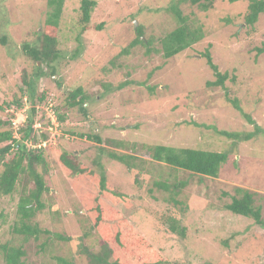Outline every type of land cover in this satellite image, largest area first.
Listing matches in <instances>:
<instances>
[{
  "label": "rangeland",
  "instance_id": "obj_1",
  "mask_svg": "<svg viewBox=\"0 0 264 264\" xmlns=\"http://www.w3.org/2000/svg\"><path fill=\"white\" fill-rule=\"evenodd\" d=\"M79 4L64 0L56 31L57 75L35 78V62L22 45L39 43L47 0H0V131L10 130L27 151L41 148L45 170H36L47 187L42 209L30 220L40 232L27 239L13 233L14 223L20 225L21 186L0 194V243L22 247L26 264H58V258L89 264L84 249L96 252L104 240L115 248L110 264H264V225L225 208L238 196L236 188L248 190L264 222V52L257 53L264 47V13L248 25L246 0H214L206 11L188 0H96L89 28L80 32ZM172 4L192 26L202 25L203 37L167 59L160 39L177 26ZM137 28L149 46L137 44L123 53ZM206 48L218 70L233 77L224 82L229 97L254 124L226 101L221 87L206 86L215 80L202 55ZM24 74L32 84L35 115L33 132L23 140L29 108ZM78 86L86 96V115L66 106L65 89ZM19 98L21 107L13 102ZM54 111L64 115L63 122ZM256 127L258 134L245 139ZM220 130L239 137L227 138ZM93 134L100 144L87 138ZM156 144L225 151L228 157L216 177L200 176L153 160L148 148ZM108 152L131 156L133 170ZM63 153L80 172L60 162ZM101 169L106 191L96 200ZM155 181L184 185L174 193ZM32 188L29 182L24 191ZM169 217L185 228L184 236L167 228Z\"/></svg>",
  "mask_w": 264,
  "mask_h": 264
},
{
  "label": "trees",
  "instance_id": "obj_2",
  "mask_svg": "<svg viewBox=\"0 0 264 264\" xmlns=\"http://www.w3.org/2000/svg\"><path fill=\"white\" fill-rule=\"evenodd\" d=\"M181 1V0H180ZM186 1V0H183ZM234 1V0H230ZM247 1V11L244 15V22L248 25H253L258 16L261 13H264V0H246ZM79 27L80 32L85 31L89 28V19L90 14L93 8L96 5V0H79ZM192 5H197L201 10L206 11L210 9L213 5L214 0H188ZM64 0H47V6L49 10L44 22V27L41 32V37L39 38V43L37 45H30L24 43L22 45V50L24 53L29 56L35 62L36 72L34 73L35 78H39L44 75L55 76L57 75L56 71V61L61 58V53L58 48V40L56 37V31L59 25L62 8ZM170 13L176 18L177 26L166 33L160 39V50L164 58H170L182 50L190 47L192 44L198 42L203 37L202 25L198 24L192 26L187 16L182 15V12L178 8L177 4H172L169 7ZM100 27V26H98ZM5 38H2L0 41L3 43ZM137 44H143L147 47L149 46V41L142 38V32L137 28V36L132 40L126 48L122 50L123 53H127L128 48L134 47ZM151 48H146V54H150ZM264 47L257 48V53H263ZM205 58L207 66L213 72L215 76L214 81H207L206 86H219L224 90L225 99L229 102L236 110L240 111L247 120L254 124V121L245 113L242 112L238 100L236 98H230L227 88L224 85V82L227 79L232 80L233 77L228 76L227 72H220L217 66L212 62V58L208 48L202 53ZM73 58V56H71ZM127 84V82L125 83ZM23 90L28 92L27 102L29 108L26 113V127L22 129L21 139L28 138L33 132V117L35 115V102L33 101V93H30L32 84L27 80L26 75L23 77ZM66 106L68 108L76 107L83 114L86 115V96L83 93L81 86L76 88H66ZM42 96L38 97V100H42ZM21 99L14 100L18 106L21 107ZM57 110V108H55ZM57 120L63 122L65 117L59 112H55ZM216 130V129H215ZM260 131L259 127H256L255 130L251 133H247L244 138L249 139L254 134H258ZM219 134L227 138H237L239 137L238 133L228 132V131H217ZM80 137L82 134H79ZM46 135L42 134V138L45 139ZM88 139L93 140L94 142L100 144L101 138L96 134L87 135ZM0 143H5L0 147V194L8 195L11 194L17 185L21 186L23 190V195L19 200L18 204V222L19 227L16 226V222L13 226L14 234H21L24 239H27L30 236H36L40 229L36 225L30 223L31 218L34 216L35 210L42 209V203L40 201L41 195L44 191L47 190V187L44 183V177L41 172L36 170L38 165H43L45 170V161L43 159L41 148L34 150H26L25 145L21 140H17L12 137V132L10 130H1L0 131ZM12 149L15 150V154L5 160V154L9 153ZM149 156L157 161L163 162L173 168L182 169L188 171L192 174L207 176V177H216L219 173L221 165L226 162L228 153L225 151H208L202 150L193 147H173L164 144L152 145L148 148ZM107 156L111 159L117 160L123 163L129 171H132L134 164H132L131 156L125 153H116L108 152ZM134 157V156H133ZM130 158V159H129ZM60 162L70 169L73 172H80L81 169L78 167V163L74 164L70 158L67 156V153H63L59 156ZM137 173L134 174V181L137 186H140L138 181ZM32 182L33 188L27 193L24 191L26 184ZM106 182L104 170L101 169L99 176V189L98 194L95 196V199L98 200L105 191H106ZM155 186L161 187L166 191H174L178 193V188L183 186L184 183L177 182L169 185L166 182L155 181ZM236 194L238 196H232V199L229 203L225 204V208L233 214L241 215L244 217L252 218L256 224L264 225L263 220L261 219L260 207L255 206L253 193L242 189L236 188ZM32 204H35L32 207ZM98 210H100L99 206ZM101 221L100 215L95 218L94 225H98ZM168 229L184 236V227L179 225V222L175 217H169L167 219ZM113 240L119 243V234L116 233ZM110 241L104 240L99 246V249L94 251L85 250L84 252L88 257L89 264H110L109 258L114 255V247ZM121 244V243H120ZM138 244V242H137ZM0 252L2 254L4 264H26L22 257L24 256V250L20 246H13L7 243H0ZM58 264H73L72 262L58 258ZM209 264V263H207Z\"/></svg>",
  "mask_w": 264,
  "mask_h": 264
}]
</instances>
